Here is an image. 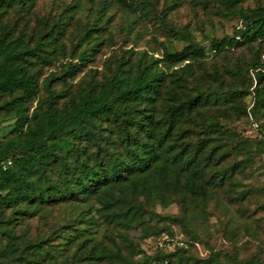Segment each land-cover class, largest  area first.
Returning <instances> with one entry per match:
<instances>
[{
	"label": "trees",
	"instance_id": "obj_1",
	"mask_svg": "<svg viewBox=\"0 0 264 264\" xmlns=\"http://www.w3.org/2000/svg\"><path fill=\"white\" fill-rule=\"evenodd\" d=\"M183 3L0 0V264H264V0H201L237 17L208 45Z\"/></svg>",
	"mask_w": 264,
	"mask_h": 264
},
{
	"label": "rangeland",
	"instance_id": "obj_2",
	"mask_svg": "<svg viewBox=\"0 0 264 264\" xmlns=\"http://www.w3.org/2000/svg\"><path fill=\"white\" fill-rule=\"evenodd\" d=\"M174 21L178 24L179 27L190 25V33L194 36L198 41L202 42L205 45H208L209 41L212 37H223L225 35H231L236 23L237 17H224L217 13V8L210 5L207 9L203 7L201 4V0H184L183 5L180 9L172 15ZM149 24V31H147V38L151 37V32L156 31L157 27L152 23ZM160 38H164V34L161 31ZM146 38L141 41V45H144ZM183 42H178L177 46L181 47ZM247 52V51H244ZM222 61V59H220ZM256 81H254V85ZM254 87V86H253ZM252 87V88H253ZM251 88V89H252ZM247 102L251 107L252 103V95H249L247 98ZM237 126V130L245 133L246 135L253 136L255 135V124H247L244 122L234 121L232 126ZM253 167L255 168V172L253 176H251V181L254 182L256 185H264V155L262 159L256 158L253 161ZM260 167V168H259ZM252 207V205H251ZM158 211L162 214L165 213H177L178 207L173 205L169 208H158ZM233 213L236 214L235 208H233ZM66 215V210L64 207H55L51 213L49 221L55 222L61 220L62 216ZM218 215V216H217ZM211 219V223H209V230L214 233V244L219 245L220 243V232L217 231L218 229H222L224 224L226 223L227 216L219 213ZM215 224L216 226H213ZM32 231L35 232V228L40 226L39 228L46 229L44 223H38L36 220L32 223ZM128 226H132V223L129 221ZM131 232L133 235H138L139 232L135 231L131 228ZM243 237V236H242ZM245 238V237H244ZM196 252V251H195ZM196 253H204L205 250L203 248L201 250H197Z\"/></svg>",
	"mask_w": 264,
	"mask_h": 264
},
{
	"label": "built area",
	"instance_id": "obj_3",
	"mask_svg": "<svg viewBox=\"0 0 264 264\" xmlns=\"http://www.w3.org/2000/svg\"><path fill=\"white\" fill-rule=\"evenodd\" d=\"M11 164V161H8ZM156 247L164 251H174L178 248H189L190 243L182 233L163 232L155 243ZM143 253H139L138 258H142ZM149 264H171L169 260H153Z\"/></svg>",
	"mask_w": 264,
	"mask_h": 264
}]
</instances>
